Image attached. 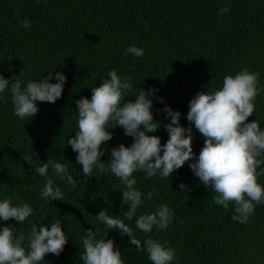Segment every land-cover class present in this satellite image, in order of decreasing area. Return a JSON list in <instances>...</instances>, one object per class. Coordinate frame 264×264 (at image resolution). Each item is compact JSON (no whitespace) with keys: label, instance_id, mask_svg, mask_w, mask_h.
<instances>
[{"label":"trees","instance_id":"1","mask_svg":"<svg viewBox=\"0 0 264 264\" xmlns=\"http://www.w3.org/2000/svg\"><path fill=\"white\" fill-rule=\"evenodd\" d=\"M224 7L227 13L220 12ZM25 18L33 22L28 29L21 25ZM131 46L143 48L144 56L126 54ZM245 68L259 73L260 88L248 122L259 120L264 130V0H0V74L11 78L22 71V86L50 71L53 77L55 72L66 76L62 97L55 103L37 101L39 111L31 120L13 115L10 92L0 100V200L12 197L13 205L29 203L34 209L24 224L0 220V229L11 225L27 235L30 223L50 226L58 220L68 242L59 256L49 253L41 264H82L86 230L99 229L102 235L98 213L107 209L125 219L128 206L122 205L124 186L118 178L94 169V176L84 179L77 153L67 146L77 130L76 101L90 99L91 88L108 79L110 70L131 78L132 97L126 101L134 100L140 88H155L152 113L161 124L149 135L159 136L162 145L169 139L164 125L170 118L163 111L168 105L180 112L181 126L192 127L198 158L205 138L186 119L189 101L201 91L219 89L224 76ZM108 131L113 139L101 146L102 162L110 159L113 147L133 142L122 127ZM48 159L66 164L74 179L82 181L75 190L58 183L64 200L41 198L44 178L34 169ZM192 162L169 180L136 174L146 200L137 215L154 212L160 204L174 212L169 227L154 229L152 238L175 249L173 264H264V204L256 206L248 223L232 220L234 206L225 210L214 203L215 193L191 171ZM259 182L264 185V176ZM180 183L186 186L183 191ZM149 191L155 192L151 201L146 199ZM134 220L125 222L143 243ZM107 238L114 240L124 264H151L128 236L109 230Z\"/></svg>","mask_w":264,"mask_h":264},{"label":"clouds","instance_id":"2","mask_svg":"<svg viewBox=\"0 0 264 264\" xmlns=\"http://www.w3.org/2000/svg\"><path fill=\"white\" fill-rule=\"evenodd\" d=\"M227 7L221 13H227ZM219 14V13H218ZM33 22L27 18L21 21L28 29ZM126 54L133 57L144 56V49L131 46ZM23 72L18 76L5 78L0 74V100L6 99V91L11 94L13 115L20 120L32 119L39 111L37 101L55 103L62 97L66 76L62 72H48V76L38 81L29 80L22 86ZM108 79L100 86L92 87L91 98L82 97L76 101L78 121L75 136L68 138L73 152L77 153L76 162L82 166L84 179L94 176V169L99 173H110L124 186L122 205H127L123 215L127 221H133L135 229L144 234L143 243L134 234L133 227L125 219L109 214L102 209L96 219L103 225L101 230H86L82 238V264H124L121 251L109 239V230H116L121 236H128L130 245L139 251H146L151 264H173L177 259L175 249L168 241H159L150 235L153 230L163 231L173 222L174 212L167 204L156 206L154 212L137 215L138 209L145 205L143 193L138 189L136 174L145 178L159 176L161 180L185 165L215 195L211 199L225 210L233 205L232 220L241 224L248 223L255 214L257 205L264 204V185L259 179L264 176V130L259 120L248 122L256 111V100L260 94L259 73L247 68L226 75L222 86L214 91H201L189 101L187 121L205 138L198 158L193 152L192 127L180 125L179 111L165 105L163 111L170 122L164 125L169 139L161 144V138L154 133L161 122L155 121L152 113L153 97L157 91L140 88L133 99L130 77H121L116 70H110ZM57 82H50L52 79ZM10 85V88H9ZM163 102L162 97H157ZM122 127L124 135L133 138L130 146L121 143L111 149L110 159L102 162V145L113 139L109 128ZM51 168V174L49 169ZM44 178L41 198L45 201L64 200L60 182H66L75 190L82 181L74 179L68 166L48 159L42 166L34 169ZM185 185L180 183L183 191ZM154 191L147 193L151 201ZM34 209L29 203L13 205L12 197L0 200V220H15L22 225L33 215ZM68 242V236L60 221L51 222L50 226L30 223V231H23L6 225L0 229V264H41L51 253L59 256ZM25 244L27 246L25 247Z\"/></svg>","mask_w":264,"mask_h":264}]
</instances>
